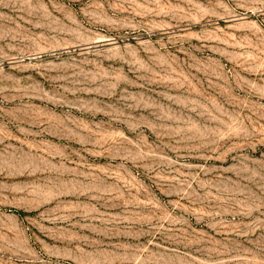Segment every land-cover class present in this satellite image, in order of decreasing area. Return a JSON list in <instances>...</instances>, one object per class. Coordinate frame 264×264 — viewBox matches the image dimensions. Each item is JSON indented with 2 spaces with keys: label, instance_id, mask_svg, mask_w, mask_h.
Instances as JSON below:
<instances>
[{
  "label": "rangeland",
  "instance_id": "374dc122",
  "mask_svg": "<svg viewBox=\"0 0 264 264\" xmlns=\"http://www.w3.org/2000/svg\"><path fill=\"white\" fill-rule=\"evenodd\" d=\"M0 264H264V0H0Z\"/></svg>",
  "mask_w": 264,
  "mask_h": 264
}]
</instances>
